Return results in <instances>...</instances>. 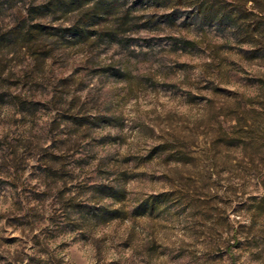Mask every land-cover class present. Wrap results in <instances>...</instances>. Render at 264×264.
<instances>
[{"label":"clouds","instance_id":"9594fccd","mask_svg":"<svg viewBox=\"0 0 264 264\" xmlns=\"http://www.w3.org/2000/svg\"><path fill=\"white\" fill-rule=\"evenodd\" d=\"M0 245L264 264V0H0Z\"/></svg>","mask_w":264,"mask_h":264},{"label":"rangeland","instance_id":"374dc122","mask_svg":"<svg viewBox=\"0 0 264 264\" xmlns=\"http://www.w3.org/2000/svg\"><path fill=\"white\" fill-rule=\"evenodd\" d=\"M22 237L20 235H17V234H12V235H9L7 237H4L3 238V242L4 244H7V245H14L16 244ZM0 247H2V245H0Z\"/></svg>","mask_w":264,"mask_h":264}]
</instances>
